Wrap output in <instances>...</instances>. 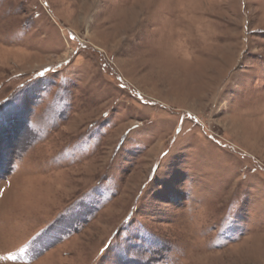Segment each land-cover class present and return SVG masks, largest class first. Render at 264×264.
Instances as JSON below:
<instances>
[{
    "label": "rangeland",
    "instance_id": "374dc122",
    "mask_svg": "<svg viewBox=\"0 0 264 264\" xmlns=\"http://www.w3.org/2000/svg\"><path fill=\"white\" fill-rule=\"evenodd\" d=\"M0 264H264V0H0Z\"/></svg>",
    "mask_w": 264,
    "mask_h": 264
}]
</instances>
